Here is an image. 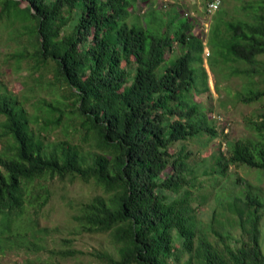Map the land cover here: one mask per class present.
Returning a JSON list of instances; mask_svg holds the SVG:
<instances>
[{
    "label": "trees",
    "instance_id": "1",
    "mask_svg": "<svg viewBox=\"0 0 264 264\" xmlns=\"http://www.w3.org/2000/svg\"><path fill=\"white\" fill-rule=\"evenodd\" d=\"M137 1L0 0V23L20 45L17 62L52 72V97L38 98L31 109L25 95L0 85V232L11 236L26 205H44L50 192L40 180L79 179L102 190L76 219L82 231L109 237L117 257L103 252V260L264 264V202L257 193L247 190L227 203L238 235L221 223L210 227L213 236L198 226L188 153L171 147L218 134L191 97L198 78L208 90L204 42L176 8L167 21L149 9L143 24L129 22ZM242 8L244 19L224 20V9L215 11L205 42L210 66H228L245 79L236 98L248 104L264 97V0ZM175 46L180 54L166 58ZM60 124L86 144L46 135ZM248 126L253 138L226 136L224 150L218 142V174L237 164L264 171V109Z\"/></svg>",
    "mask_w": 264,
    "mask_h": 264
},
{
    "label": "rangeland",
    "instance_id": "2",
    "mask_svg": "<svg viewBox=\"0 0 264 264\" xmlns=\"http://www.w3.org/2000/svg\"><path fill=\"white\" fill-rule=\"evenodd\" d=\"M252 1L222 0L220 7L224 9V20L246 18L242 7ZM203 3V0H147L146 3L139 0L128 20L143 24V15L152 9L157 11L158 17L167 21L170 18L168 13L176 8L182 11L180 16L193 22V33H199L203 39L202 67L206 71L208 90H201V78H198L197 90L192 91L191 97L207 113L210 124L214 125L218 134L211 138L207 133H202L176 142L171 151L176 153L183 148V154L188 153L186 164L191 172L187 173V178L192 174L195 176L190 204L196 210L194 215L198 226L213 236L210 227H218L221 223L238 235L235 216L227 209V203L247 190L257 193L264 202V171L237 164L229 165L225 175L218 174L214 170L219 154L217 145L222 141L221 150H224L226 136L231 141L254 137V132L248 126L249 120L256 118L264 109V97L248 104L238 101L236 94L245 87V79L232 74L228 66L209 65L211 51L205 41L215 12L204 15ZM9 31L10 28L1 22L0 85H5L19 96L25 95L27 106L31 109L38 98L49 100L52 97L47 85L52 72L32 69L25 59L17 62L16 51L20 45L10 38ZM180 50L175 46L173 52H167L165 57H175ZM217 116L222 120L218 121ZM45 133L53 140L86 144L79 133L64 124L50 126ZM39 183L45 184L50 192L47 201L40 208L26 205L12 226L11 236L0 232V264H112L99 256L104 252L117 257L109 237L102 233L82 231L76 219L80 206L92 196L101 194L102 190L92 182L79 179L71 181L55 177L40 180ZM27 220L33 222V231L26 228ZM261 222L264 226V213Z\"/></svg>",
    "mask_w": 264,
    "mask_h": 264
},
{
    "label": "built area",
    "instance_id": "3",
    "mask_svg": "<svg viewBox=\"0 0 264 264\" xmlns=\"http://www.w3.org/2000/svg\"><path fill=\"white\" fill-rule=\"evenodd\" d=\"M222 4V0H207L203 5L202 11L204 15H210L211 13L217 11ZM187 15V12L185 13ZM218 121H221V117L217 116ZM229 123L225 125V130L227 131Z\"/></svg>",
    "mask_w": 264,
    "mask_h": 264
}]
</instances>
